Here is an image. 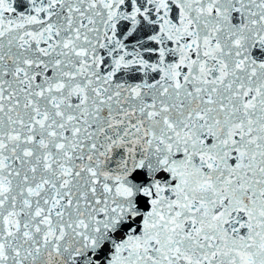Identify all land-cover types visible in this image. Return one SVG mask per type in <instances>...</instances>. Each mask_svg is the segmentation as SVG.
I'll return each instance as SVG.
<instances>
[{"label": "snow or ice", "instance_id": "1", "mask_svg": "<svg viewBox=\"0 0 264 264\" xmlns=\"http://www.w3.org/2000/svg\"><path fill=\"white\" fill-rule=\"evenodd\" d=\"M0 264H264V0H0Z\"/></svg>", "mask_w": 264, "mask_h": 264}]
</instances>
